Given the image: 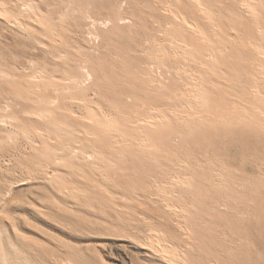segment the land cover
Returning <instances> with one entry per match:
<instances>
[{"label": "rangeland", "instance_id": "obj_1", "mask_svg": "<svg viewBox=\"0 0 264 264\" xmlns=\"http://www.w3.org/2000/svg\"><path fill=\"white\" fill-rule=\"evenodd\" d=\"M28 1L50 15L56 44L67 57L60 59L63 63L54 60L51 34L40 27L29 36L0 15V67L25 74L0 75V100L11 79H28L34 67L60 79L87 59V65L95 61L89 66L91 83L105 76L106 87L113 83L121 88L101 87L119 100L111 104L123 102L126 106L118 108L128 112L146 100L165 111L173 126L165 128L168 145L154 138L157 148L150 155L127 147L93 161L58 147L49 156L38 147L46 130L37 131L29 122L23 124L28 133L16 123L0 124V264H174L162 257L169 250L177 264H264V56L248 46L264 50V0H255V14L248 12V0H200L208 13L195 0ZM1 2L18 11V0ZM87 5L90 13H80ZM177 13L197 24L209 40L180 24ZM34 35L44 43L38 44ZM173 38L182 50L193 44V59L174 57ZM213 52L215 61L208 55ZM125 68L128 74L122 77ZM195 83L209 89L206 103L194 97ZM117 91L127 100L117 98ZM100 94L88 91L101 106L106 101L102 108L107 109L108 97ZM79 100L64 102L82 114ZM203 108L224 120L193 119ZM178 116L187 117L186 124ZM9 128H14V140L6 138ZM33 128L40 133L33 134ZM176 176L187 182H176Z\"/></svg>", "mask_w": 264, "mask_h": 264}, {"label": "bare ground", "instance_id": "obj_2", "mask_svg": "<svg viewBox=\"0 0 264 264\" xmlns=\"http://www.w3.org/2000/svg\"><path fill=\"white\" fill-rule=\"evenodd\" d=\"M195 2L198 4L200 9H202L203 11L208 13V8L206 7L204 2H202L200 0H195ZM61 3L65 4L66 2L64 0H62ZM245 4L247 5L248 12H250L252 14L257 13L255 0H248L245 2ZM14 5H15V3H14ZM16 6L18 8L17 12L15 11L14 8H10V6L9 7L5 6L4 2H1V0H0V15L4 17V20L8 24H10L12 27H14V29L21 30L24 33L27 32L29 34V36L33 34L32 32L37 31V27L38 28L40 27L41 30L43 31V33H45L46 35L51 34V36L49 35L50 37L48 36V38H49L48 40L50 41V38L52 37L51 39H52L53 43L51 42L52 47H51L50 52L53 54L54 60H56V59L60 60L61 58L65 57V56L67 57V54L64 55L65 49L64 50H63V48L60 49L59 48L60 46L57 45L60 42H58L57 37L54 36V31H53L54 28H52V26L50 25V21L52 20V18H50L49 14H47L46 16L43 15L41 5L37 2H30L28 0H18V3L16 4ZM91 9H92V7L87 5L83 11L81 10L79 12L83 13V14H87V13H90ZM77 10H80V8H78ZM80 13H79V15H80ZM113 13L116 15L118 14L117 10H114ZM176 16H177V19H178L180 24H182L184 27H187L188 29L194 31L195 33L201 35V38L203 41L207 42V40H209V38L206 36L205 32L197 24L188 22L185 19V17L179 13H177ZM66 17H67V15L65 14V12H62V18L65 19ZM81 17H82V15H81ZM88 17H90L91 19L93 18L92 16H88ZM96 20L97 19H93V21L92 20H90V21L94 22V24H95ZM81 26H82V24H81ZM79 28H78V30H80ZM93 32L95 33L96 36H99V33L97 31H93ZM85 33H86V31H85ZM259 33L262 34L261 29H259ZM35 34L37 35V33H35ZM36 35H34V36H35V39H37V41H38L37 43L38 44L44 43L41 41V39L39 40L38 38H36L37 37ZM82 35H86V34H82ZM29 36H28V38H29ZM60 37H61V35H60ZM61 42L63 43L64 41H61ZM40 45L43 46V44H40ZM46 45L48 46V43ZM61 45L63 46L64 44H61ZM33 46H34L33 48H35L38 45L36 44ZM184 46H185V48L182 50L181 48H179L177 40L175 38L172 39L171 47L174 50V54L176 55L174 57L175 58L178 57V59H180L179 55H182V56H187V57L193 59L192 55L196 52V51H192L194 49L193 44L186 43ZM248 46L250 47V49L257 51L260 55H262V57L264 56V50H262V47L260 45L248 44ZM46 48H48V47H46ZM163 52H164V54L166 53L165 50H163ZM208 55H209V58L213 61H215L217 58L215 52L210 53ZM88 59H89V57H88ZM64 61H67V60L64 59ZM73 62H74V60H73ZM70 63H72V62H70ZM82 63H84V64H82ZM82 63H77L79 65L75 68V72L72 71V73H70V74L69 73L65 74L60 79H58V77H57V79H54L53 74L51 76L50 73H48L44 67L42 68V66L41 67L40 66L34 67L32 72L26 74L27 77H29L28 79L24 76L21 77L20 79H18L16 76L17 80H20L19 86H18L19 83L14 81V80H16L15 78L13 81L11 79L10 85L12 84V86L7 90L5 99L0 100V124L7 126V127L10 125L12 127V125H14L16 123L18 125V129L23 128V131L25 130V132H27L28 130L25 129L26 125H23V124H27L29 122V124H28L29 126L31 124H34V125H32V127H34L35 130H37L38 128H41L43 131L46 130V132H47L46 134L42 133L40 135V136H46L47 135V137L41 138L42 140L46 138V140L44 141L45 146L42 145L44 143L41 144L38 140L37 141L39 142L38 143L39 146L37 145V143H36V145L39 147V149H46V151L48 150L49 156H51L50 155L51 151H49V150H56L57 147L59 149H62V151H63L62 153L66 152V154H68V153L69 154H78V156L80 154L82 156V158L92 159V160L94 158L99 159V158L103 157L106 154V152L112 153V151H109V150H113L114 151L113 153H117V152H121L122 150L125 151L127 147L136 148V149H138V152L143 153L145 155H150L151 152H154L155 149L157 148V143L154 141V138L158 139L159 137L161 139H163V141H164L163 144L165 146L168 145L166 142V135H167L166 132L167 131H165V128L167 126H170L172 124V121L170 120V117H167L168 114L167 113L165 114V111L160 110V109L158 110L157 106H150V104H148L146 100H142V99H141L142 103H140L141 107L136 104L137 108L135 110L132 108L133 110H129L127 112L126 108H125V111H123V112L120 111L119 106L124 105V103L122 102V105H118L119 108L116 106L117 104H115V105L111 104L112 100H114V99L112 98L113 96L110 98H109V96L112 94L110 93V95L108 96V93H109L108 90H106L108 92L107 93V92H105V89L104 90L102 89L103 86H105L104 88H107L109 86V84L107 87H106V84L105 85L103 84V82H105L104 79H108V78H105V76L99 75V77L101 76V79L98 78V80L96 79L97 81L95 83H91L92 82L91 79L93 78V75H92L93 72L90 69V67H91V65H93V63H95V61L93 63H91V65H89V64L87 65L88 60L84 59L82 61ZM94 65H96V64H94ZM97 67H94V68H97ZM122 67H123V65H122ZM98 69H96L95 72H97ZM122 69H124V68H122ZM179 69L180 68H178V70ZM125 70H126V68H125ZM11 71L12 70H10V69H5L3 67H0V75H3V76L4 75L8 76L9 74L12 75L13 73H11ZM14 71H16V70H14ZM98 71H100V70H98ZM148 73L149 72H146V74H148ZM16 74L20 75V76L25 75V74L15 73L12 76L14 77V75H16ZM126 74H128L127 70L125 72V75H123L122 77L126 76ZM144 74H145V72H144ZM94 76H96V75H94ZM116 77H118V76H116ZM119 78L117 79V81L119 80ZM165 78H166V76H165ZM8 79H10V78L8 77ZM26 79H27V81H26ZM110 79H111V77H110ZM114 80H116V78H114ZM122 80L120 79L119 81H122ZM161 80H163V78ZM21 81H24V82H21ZM117 81H115V82H117ZM151 81L153 82V79H151ZM111 82H112V79H111ZM117 84L120 85V82H118ZM156 85H158L159 88L161 87L159 84H156ZM110 86L112 88H114V90L117 89L113 83H111ZM188 86H189V84H188ZM195 87L198 89L195 88L197 91V96L194 95V97L196 99H200L202 103H206V98H207L206 96L207 95L205 92L207 90L209 91V89L203 87V85L201 83H197L195 85ZM151 88H152V86H151ZM91 89H92V91L94 90V92L96 94L102 93L103 97H105V96L108 97V98H106V97L105 98H106V100L108 99V101L110 102V107H108L110 109L102 108L103 104L106 102V101H104L105 99H103L104 103L102 104V106H101V103L99 102V100L98 101L91 100L92 99V98H90L91 95H88V91ZM118 89H121V88L119 87ZM156 90H157V88H156ZM123 92H124V90H123ZM127 92H129V91H127ZM115 93H116V91H115ZM117 93H119V91H117ZM124 93H122V94L124 95ZM131 93H134V91ZM92 94H93V92H92ZM122 94H120L119 97L117 96V98H119L121 101L127 100V98L125 96L124 97L126 99H123L124 97H122ZM128 94L130 95V93H128ZM115 95H117V94H115ZM88 96H89V98H88ZM130 96L132 98V95H130ZM68 99L71 101H73L74 99H77V100L80 99L82 101L81 103H83V107H84L85 111L82 112V114H80L75 109H73V107H70L71 104L68 107V104H66L64 102ZM96 99H98V98H96ZM116 100H118V99H115L114 101H116ZM131 100H133V99H131ZM101 101H102V99H101ZM128 101H130L129 98H128ZM125 104L129 105L130 103L128 104L126 102ZM106 105H107V103H106ZM125 106L126 105H124L123 107H125ZM131 106H133V105H131ZM111 107L112 108L115 107V109L118 108L117 110H119V112L112 110ZM123 107H121V108H123ZM127 109H129V108L127 107ZM65 110H67L68 113H65L64 112ZM123 110H124V108H123ZM148 110H152V111L156 110L157 114L155 112L154 113L153 112L147 113ZM202 111H201L202 112L201 115L200 114H194L193 119L200 120V118H208V119L211 118L214 120V121L212 120L213 124L215 121L219 122V120H221V119L224 120V116H221L219 114L217 116H220V117L216 119L217 116L215 114H217V113H212V111H209L206 108H203ZM228 112L229 111L226 112L227 117H229L231 115V114L229 115ZM176 113H174V114H176ZM231 113L234 115V113L232 111H231ZM179 119L182 120L181 124H186L185 122H187L186 119H188V118L186 117V119H185V117H179L178 116L177 120H179ZM252 119H253V117H252ZM202 120H200V121H202ZM71 121L74 123H72ZM204 121H205V119H204ZM207 122H208V120H207ZM216 122H215V124H216ZM177 123H179V122H177ZM36 124H38V125L36 126ZM4 126H2V127H4ZM171 126H173V125H171ZM32 127H29V128H32ZM34 128L32 129L33 134H35L38 131L37 130L34 133ZM174 128L176 129V127H174ZM10 129L11 128L6 130V132H7L6 138H8L10 140L11 139L14 140V136H13L14 128H12L11 130ZM20 133H22V131ZM27 133H24V135ZM37 133L39 134L40 131ZM179 133L180 132H178V134ZM63 134H65L64 138H63ZM172 134H170V135H172ZM181 134H182V132H181ZM24 135H22V136H24ZM35 137L39 139L38 136L35 135ZM25 138H28V137H25ZM32 140H34V138ZM51 140H53V141L50 143ZM84 140L85 141L88 140V141L85 142ZM89 141H91V142H89ZM33 142L35 143V141H33ZM33 142H31L29 144L32 145ZM98 142H101V143H98ZM97 143H98V145H97ZM36 145H33V146L36 147ZM40 145H42L43 148H40ZM135 152H137V151H135ZM41 154H42V151H41ZM52 154H54V153H52ZM46 155L48 157V154H46ZM46 155H45V157H46ZM138 156H139V154H138ZM54 157H56V156L54 155ZM71 157H72V155H71ZM74 157H76V155ZM61 158H63V157H61ZM76 160H78V159H76ZM106 160H108V159H106ZM93 161H95V160H93ZM60 162H58V163H60ZM103 163H106V161L104 162V159H103ZM70 164H67V165H70ZM71 168H72V166H71ZM56 175H57V173H56ZM53 178H54V176H53ZM176 179H177L176 182H178V183L187 182L186 180H184L180 177L177 178V176H176ZM218 179H220V178H218ZM65 190H66V188H65ZM184 212H185V210H184ZM187 235H189V234H187ZM170 248L171 247H169V249ZM169 251H168L169 254L163 253L162 257L164 259H167V260H172V261H169L170 263L175 262L177 264V261L175 258L176 256L174 255L175 254L174 251H172V250H169ZM170 254H171V256L169 257ZM183 262H184V260H183ZM81 263H83V262H81ZM81 263H75L72 261H65L63 264H81Z\"/></svg>", "mask_w": 264, "mask_h": 264}]
</instances>
